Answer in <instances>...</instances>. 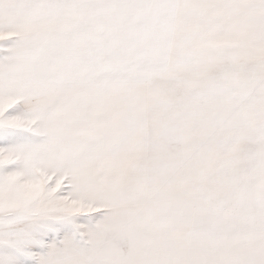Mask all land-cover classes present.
I'll return each instance as SVG.
<instances>
[{
    "label": "snow or ice",
    "instance_id": "obj_1",
    "mask_svg": "<svg viewBox=\"0 0 264 264\" xmlns=\"http://www.w3.org/2000/svg\"><path fill=\"white\" fill-rule=\"evenodd\" d=\"M0 264H264V0H0Z\"/></svg>",
    "mask_w": 264,
    "mask_h": 264
}]
</instances>
